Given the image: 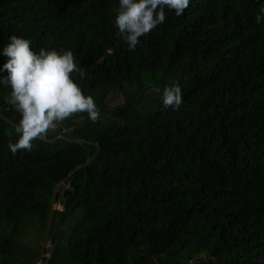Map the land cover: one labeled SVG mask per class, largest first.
Returning a JSON list of instances; mask_svg holds the SVG:
<instances>
[{
  "label": "trees",
  "instance_id": "1",
  "mask_svg": "<svg viewBox=\"0 0 264 264\" xmlns=\"http://www.w3.org/2000/svg\"><path fill=\"white\" fill-rule=\"evenodd\" d=\"M117 6L0 0V46L71 49L100 111L13 154L20 116L0 86V264H37L47 238L44 264H264V0H191L134 50Z\"/></svg>",
  "mask_w": 264,
  "mask_h": 264
},
{
  "label": "clouds",
  "instance_id": "2",
  "mask_svg": "<svg viewBox=\"0 0 264 264\" xmlns=\"http://www.w3.org/2000/svg\"><path fill=\"white\" fill-rule=\"evenodd\" d=\"M190 3L191 0H118L114 20L117 35L129 50H134L141 36L164 23L167 11L180 16ZM256 19L260 23L264 16L257 15ZM0 56L5 58L0 63V86L10 89L6 102L20 116L15 125L18 138L9 145L13 154L30 151L34 140L46 136L74 113H87L93 122L100 118L94 96L86 93L80 83L85 72L78 67L71 49L37 50L30 37L12 34L0 46ZM161 99L164 108L178 109L183 103L180 83L165 85Z\"/></svg>",
  "mask_w": 264,
  "mask_h": 264
},
{
  "label": "rangeland",
  "instance_id": "3",
  "mask_svg": "<svg viewBox=\"0 0 264 264\" xmlns=\"http://www.w3.org/2000/svg\"><path fill=\"white\" fill-rule=\"evenodd\" d=\"M165 74V72L163 70H160L159 72L155 73L153 76L158 79V80H169L171 78V76ZM167 83V81H165ZM139 91V87L137 84L131 86L128 89V95H133L136 92ZM127 93V92H126ZM125 101V95L123 93V91L118 90V91H113V93L109 96V104L111 106H117L121 103H123ZM7 128H11V125L7 123ZM56 129H54L53 131H55ZM64 186L66 187V184H64ZM62 190V189H61Z\"/></svg>",
  "mask_w": 264,
  "mask_h": 264
},
{
  "label": "built area",
  "instance_id": "4",
  "mask_svg": "<svg viewBox=\"0 0 264 264\" xmlns=\"http://www.w3.org/2000/svg\"><path fill=\"white\" fill-rule=\"evenodd\" d=\"M53 247V243L50 239H46L44 243L43 252L37 262V264H44V259H48L51 256V249Z\"/></svg>",
  "mask_w": 264,
  "mask_h": 264
}]
</instances>
